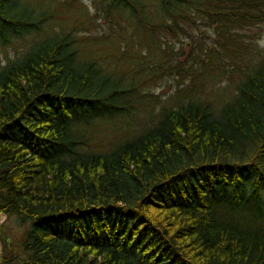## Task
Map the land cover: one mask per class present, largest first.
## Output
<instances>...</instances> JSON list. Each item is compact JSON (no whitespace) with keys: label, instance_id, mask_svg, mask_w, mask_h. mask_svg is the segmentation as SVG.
I'll return each instance as SVG.
<instances>
[{"label":"trees","instance_id":"trees-1","mask_svg":"<svg viewBox=\"0 0 264 264\" xmlns=\"http://www.w3.org/2000/svg\"><path fill=\"white\" fill-rule=\"evenodd\" d=\"M112 3L164 30L199 14L244 78L220 110L178 105L96 154L83 133L115 106L66 36L2 67L0 215L29 223L15 264H264V46L243 37L264 26V0H157L149 18L138 0Z\"/></svg>","mask_w":264,"mask_h":264},{"label":"rangeland","instance_id":"rangeland-1","mask_svg":"<svg viewBox=\"0 0 264 264\" xmlns=\"http://www.w3.org/2000/svg\"><path fill=\"white\" fill-rule=\"evenodd\" d=\"M138 1L146 18L159 15L157 0ZM8 10L9 23L0 26V69L38 43L64 36L78 62L96 68L97 92L115 107L86 127L85 146L79 148L84 153L110 152L153 129L178 105L200 100L210 110H220L238 94L244 78L236 70L238 65L245 68L244 63L223 50L225 37L201 23L199 14L164 30L158 27L161 21L140 27L112 0H11ZM244 33L246 44L252 40L255 49L263 48L264 26ZM0 223V256L3 264H15L24 257L21 245L29 223L5 215Z\"/></svg>","mask_w":264,"mask_h":264}]
</instances>
